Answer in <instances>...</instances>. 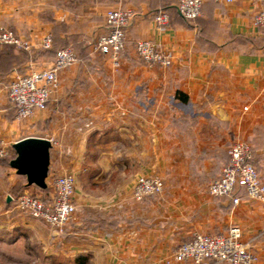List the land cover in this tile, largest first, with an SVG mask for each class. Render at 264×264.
I'll list each match as a JSON object with an SVG mask.
<instances>
[{
    "label": "crops",
    "instance_id": "1",
    "mask_svg": "<svg viewBox=\"0 0 264 264\" xmlns=\"http://www.w3.org/2000/svg\"><path fill=\"white\" fill-rule=\"evenodd\" d=\"M112 9L135 12L118 70L96 49ZM263 9L264 0H205L202 15L187 19L177 0H0V26L34 45L0 44V140L9 150L0 160V264H194L173 259L178 246L234 224L264 264V201L234 204L209 192L239 140L252 145L264 177V28L253 23ZM161 11L171 15L164 30L153 21ZM48 32L50 51L41 48ZM141 39L172 50L173 64L144 63ZM64 47L77 61L60 71L49 109L18 120L12 78L51 67ZM27 137L52 142L46 191L10 164ZM66 172L76 175L77 211L60 233L14 198L18 184L51 197L53 179ZM156 174L163 193L135 200L138 177Z\"/></svg>",
    "mask_w": 264,
    "mask_h": 264
},
{
    "label": "built area",
    "instance_id": "2",
    "mask_svg": "<svg viewBox=\"0 0 264 264\" xmlns=\"http://www.w3.org/2000/svg\"><path fill=\"white\" fill-rule=\"evenodd\" d=\"M233 3L236 0H215ZM205 0H177L182 16L196 19L203 13ZM133 9H112L106 14L108 32L100 37L96 49L109 55L116 70L121 63L125 49L126 29L134 17ZM156 29L164 30L171 23L167 11L157 13L154 18ZM257 28H264V9L253 20ZM0 44L13 45L19 49L32 50L31 40L16 31L0 26ZM41 48L53 50V35L46 33ZM139 57L150 67H169L174 62V52L160 48L154 41L141 39L136 43ZM53 65L49 68H35L25 74L15 75L9 84V98L15 108L16 118L26 120L36 111L49 109L52 95L60 85V71L77 61L75 50L66 47L54 51ZM244 109H248L245 107ZM229 159L219 177L209 184L213 196L231 198L234 204H240L243 198L264 201V177L252 160V145L245 140L236 141L228 149ZM9 156L5 141L0 140V160ZM76 175L66 172L53 179L54 194L49 199L24 191L14 198L17 207L30 217L40 220L60 233L65 231L77 211L75 202ZM164 179L159 175L138 177L133 198L138 201L148 196L162 194ZM243 188L244 195L237 194ZM177 261L189 260L194 264H258L259 254L252 244L244 240L241 226L231 225L218 234L197 233L191 240L181 243L173 254Z\"/></svg>",
    "mask_w": 264,
    "mask_h": 264
},
{
    "label": "water",
    "instance_id": "3",
    "mask_svg": "<svg viewBox=\"0 0 264 264\" xmlns=\"http://www.w3.org/2000/svg\"><path fill=\"white\" fill-rule=\"evenodd\" d=\"M51 147L52 142L42 137H27L14 144L17 156L10 164L18 174L26 176L28 185L48 187Z\"/></svg>",
    "mask_w": 264,
    "mask_h": 264
},
{
    "label": "trees",
    "instance_id": "4",
    "mask_svg": "<svg viewBox=\"0 0 264 264\" xmlns=\"http://www.w3.org/2000/svg\"><path fill=\"white\" fill-rule=\"evenodd\" d=\"M52 35H53V34H52ZM10 46H13V45H10ZM53 46H54V36H53ZM14 47H15V46H14ZM64 48H66V47H64ZM59 49H62V48H59ZM57 50H58V49H57ZM20 51H23V52L26 51V52H27L28 50L20 49ZM17 187H19V188H18L19 191H17V192H19V193L16 192V193H17V196H18L20 193H22V192H24V191H23V186H22V185L18 184ZM48 189H49V188H46L45 191L48 190ZM34 195H36V194H34ZM42 197H43L44 199H49V198H50V197H44V196H42Z\"/></svg>",
    "mask_w": 264,
    "mask_h": 264
}]
</instances>
